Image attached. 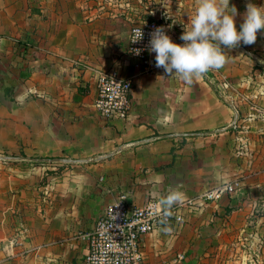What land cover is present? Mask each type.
Instances as JSON below:
<instances>
[{"label":"crops","instance_id":"obj_1","mask_svg":"<svg viewBox=\"0 0 264 264\" xmlns=\"http://www.w3.org/2000/svg\"><path fill=\"white\" fill-rule=\"evenodd\" d=\"M256 1L229 0L237 30ZM152 3L182 45L177 19L195 0H0V264H84L86 234L120 193L133 207L170 190L182 193L183 221L141 238L145 264L260 262L264 42L221 46L224 66L191 84L156 66L142 73L127 43ZM111 69L132 77L131 105L103 121L96 76ZM227 81L262 113L239 106ZM234 180V192L198 201Z\"/></svg>","mask_w":264,"mask_h":264},{"label":"built area","instance_id":"obj_2","mask_svg":"<svg viewBox=\"0 0 264 264\" xmlns=\"http://www.w3.org/2000/svg\"><path fill=\"white\" fill-rule=\"evenodd\" d=\"M157 27H162L173 42L174 32L167 20L161 17L158 20L143 19L134 24L129 32L127 54L134 67L142 73L150 72L155 66V53L148 49L150 33ZM138 28H141L143 38L138 42H131ZM136 50H140L139 55ZM132 89V77H122L115 69L98 71L96 96L92 106L99 118L103 121L125 119L130 110ZM254 109L262 113L259 107L255 106ZM237 187L238 181L234 180L225 183L220 189L197 196V199L215 200L222 192L231 193ZM182 205L183 203L177 202L167 208L161 202L149 200L141 206L130 207L126 193H120L86 234L87 252L84 264H145L141 238L156 226L181 223ZM182 258V255L177 256V260Z\"/></svg>","mask_w":264,"mask_h":264},{"label":"clouds","instance_id":"obj_3","mask_svg":"<svg viewBox=\"0 0 264 264\" xmlns=\"http://www.w3.org/2000/svg\"><path fill=\"white\" fill-rule=\"evenodd\" d=\"M236 12L235 7H229V0H195L190 23L180 37L182 45L172 42L162 27L150 33L148 50L155 53V66L188 84L210 70L223 67L226 54L221 46L232 49L241 43L252 45L257 33L264 31V6L247 3L239 30L234 20ZM142 38L143 33L138 28L131 42ZM139 51L136 50L137 55ZM181 197L178 190H170L161 204L170 208Z\"/></svg>","mask_w":264,"mask_h":264},{"label":"rangeland","instance_id":"obj_4","mask_svg":"<svg viewBox=\"0 0 264 264\" xmlns=\"http://www.w3.org/2000/svg\"><path fill=\"white\" fill-rule=\"evenodd\" d=\"M121 1V0H120ZM144 2V0H135V4H140L141 5V3H143ZM247 3H252V2H246V4ZM164 4L165 5H169V6H172L171 4V2H169V1H164ZM191 3H188V11H189V13H192V10H193V8L192 7H190L189 5H190ZM253 4H255L256 6H258V7H261V6H264V0H260L259 2L258 1H256V2H254ZM156 6H157V4L156 3H152L151 5H150V8H149V10L150 9H152V11H159V9L158 8H156ZM234 6V5H233ZM121 8L122 7H124V6H120ZM245 10H246V7H245ZM190 15V14H189ZM191 17L192 16H188V17H182V18H179V19H177V21L179 22V24H181V29H178L177 31H184V27L185 28H187L188 27V25H189V23H190V20H191ZM138 19V18H137ZM171 21V18H168V21ZM177 22V23H178ZM133 23V21H131L130 20V24H132ZM177 39V38H176ZM263 41L264 42V31H259L258 33H257V39H256V41ZM233 49H235V48H233ZM236 50V49H235ZM234 51V50H233ZM237 51H238V49H237ZM264 51V50H263ZM243 56H244V54H243ZM240 57V56H239ZM241 57H242V55H241ZM264 74V70H262L261 72H260V74ZM244 76H246V74H244ZM247 76H248V74H247ZM261 83L262 84H264V81H261ZM226 86H224L222 89H228V90H230V93L233 95H236L237 94V96H239L238 98H237V102H238V105L239 106H241V105H243V106H245V107H248V108H252L253 110H254V104L253 103H251V100H250V98H248V97H246L245 95H243V92H244V90H246V89H248V87H246V86H244V85H234L233 84V81L232 82H230V83H228V81L226 82ZM252 84V83H251ZM229 99V98H228ZM257 202H256V205L254 206V208H253V213H252V218H259V217H264V199H261V198H259V199H257L256 200ZM261 252L259 253V257H260V259H259V263H258V261L256 262V260H255V257H253L252 259H249V260H247V264H264V244H262V247H261Z\"/></svg>","mask_w":264,"mask_h":264},{"label":"water","instance_id":"obj_5","mask_svg":"<svg viewBox=\"0 0 264 264\" xmlns=\"http://www.w3.org/2000/svg\"><path fill=\"white\" fill-rule=\"evenodd\" d=\"M151 18L152 19H155V20H158L159 19V11H152L151 13Z\"/></svg>","mask_w":264,"mask_h":264},{"label":"trees","instance_id":"obj_6","mask_svg":"<svg viewBox=\"0 0 264 264\" xmlns=\"http://www.w3.org/2000/svg\"><path fill=\"white\" fill-rule=\"evenodd\" d=\"M149 19H151V18L149 17Z\"/></svg>","mask_w":264,"mask_h":264}]
</instances>
